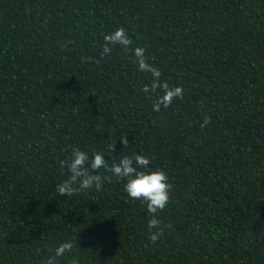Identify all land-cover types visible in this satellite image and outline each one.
I'll return each instance as SVG.
<instances>
[{"label": "trees", "instance_id": "16d2710c", "mask_svg": "<svg viewBox=\"0 0 264 264\" xmlns=\"http://www.w3.org/2000/svg\"><path fill=\"white\" fill-rule=\"evenodd\" d=\"M121 26L184 89L159 113L130 53L85 59ZM73 148L167 174L155 244L125 181L57 193ZM65 241L59 264H264V0H0V264H44Z\"/></svg>", "mask_w": 264, "mask_h": 264}, {"label": "clouds", "instance_id": "9594fccd", "mask_svg": "<svg viewBox=\"0 0 264 264\" xmlns=\"http://www.w3.org/2000/svg\"><path fill=\"white\" fill-rule=\"evenodd\" d=\"M103 40L100 58L88 57L85 59L94 60L96 64H100L105 56L111 55L114 46H119L125 54L130 53L138 71L151 74L150 83L144 84L140 90L145 94L154 95L153 111L159 113L162 107L167 109L174 100L183 97L184 89L181 86H171L167 81L161 80V71L154 64L148 62L144 48L132 47L133 40L124 27H118L105 34ZM210 123L211 118L205 117L200 126L204 128ZM119 141L124 147L129 144L127 136L121 137ZM115 151L116 141L108 144L106 149L109 156ZM150 163L147 156L133 153L132 155H122L118 161L113 160L109 164L103 152H93L90 156L86 151L73 148L68 157L59 161L61 169H66L68 175L66 179L56 185V191L61 197H71L93 187L100 190L105 180H111L113 176L125 181L124 191L127 196L132 200L140 201L146 207L150 216L146 227L151 243L155 244L164 235L165 228L171 227L169 224L162 225L156 214L163 212L169 204L172 185L169 183L167 174L162 170L150 169ZM100 169L111 173L112 176L94 174ZM75 245H77L76 240ZM75 245L73 241L59 244L55 249V255L44 261V264H59L57 258L64 256L66 252H71ZM70 264H78V261L73 259Z\"/></svg>", "mask_w": 264, "mask_h": 264}]
</instances>
